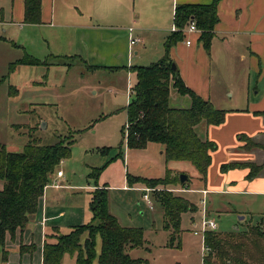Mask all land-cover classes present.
<instances>
[{
	"label": "rangeland",
	"instance_id": "obj_1",
	"mask_svg": "<svg viewBox=\"0 0 264 264\" xmlns=\"http://www.w3.org/2000/svg\"><path fill=\"white\" fill-rule=\"evenodd\" d=\"M13 4L14 0H0V36L24 45L26 51L34 57L42 60L48 58L51 50L42 43L40 36L43 32L39 28L19 27L10 23V19L15 20L10 16L9 9ZM140 16L143 18L142 13ZM172 24L170 17L159 26L163 28L159 31L143 26L140 32L144 43L134 46L139 55L132 54L134 57L130 59L129 64L148 65L161 58L163 52L160 50L159 41L170 33ZM11 44L0 41V144L8 151L20 152L32 139L39 140L43 145L56 143L60 139L74 140L69 157L62 159L56 166L49 186H55L61 181L60 192H65V196L76 192L75 201L80 203L81 209L86 208L79 224L91 222L90 193L96 185H104L108 189L109 211L118 223L123 227L142 229L144 244L128 249L131 257L141 258V264H202L205 252L204 233L193 232L201 230L202 211L217 223L214 231L222 233L246 229L248 225L257 224L264 217V206H241L240 209L247 211L244 219H239L242 215L232 211L220 210L225 198L215 193L204 194L196 168L187 161L166 160L164 153L160 152L162 144L151 143L145 149L127 147L125 106L131 100V88L136 82L134 71L133 77H130V73L122 69L89 70L84 63L74 62L69 71L61 65H49L50 68L42 64L28 66L27 68L33 69L31 77H28L29 73L18 69L19 67L9 70V63L22 55L21 50ZM175 53L177 59L184 56L178 48ZM126 64L127 56L121 51L118 57L108 56L107 62H101L99 65L121 67ZM249 76V93L253 95L256 73L250 72ZM27 79L39 83H28ZM211 81V86L218 91L215 96L220 100V106H226L229 98L228 94H224V79L218 76L215 68ZM232 82L236 88L237 80L233 79ZM259 86L260 84L258 88ZM169 93V104L172 107L182 106L189 100V96L180 95L175 88L170 87ZM234 93L235 96L239 94L236 91ZM32 102L38 104H31ZM204 124L202 121L196 127L199 137H205ZM99 167L102 170L99 176L94 178L91 175L92 170ZM167 169L171 170L172 178H178L180 174L188 176L189 180L185 185L178 183L167 187H173L175 194L189 199L197 206L195 212L182 213L179 238L175 239L173 246L169 245L170 232L163 228L161 207L152 199L156 190L163 187H146L141 184L148 189L146 194L151 204L143 198L144 189L129 187L128 184V187H122L127 174L159 178L165 175ZM59 170L64 173L62 178L57 177ZM203 200L204 206L201 204ZM69 230L68 226L62 227L59 234L68 233ZM85 237L83 235L81 241ZM34 242L39 247L38 237H35ZM95 249L98 255L99 236L96 238ZM40 257L39 248L31 254H19L17 248L14 249L10 245L7 262H2L0 247V264H42ZM75 259V255L65 253L61 264H74ZM96 261L97 256L94 264Z\"/></svg>",
	"mask_w": 264,
	"mask_h": 264
},
{
	"label": "crops",
	"instance_id": "obj_2",
	"mask_svg": "<svg viewBox=\"0 0 264 264\" xmlns=\"http://www.w3.org/2000/svg\"><path fill=\"white\" fill-rule=\"evenodd\" d=\"M211 2L212 0H41L40 22L26 23L23 21V0H14L9 9L10 16L15 20L10 19V23L19 27L39 28L43 32L40 36L42 43L51 50L50 58L42 60L34 57L26 51L24 45H19L2 35L0 41L12 43L14 48L22 52L19 58L9 63V70L12 62L24 56L40 61L39 64H18L13 68L24 69L25 73H29L28 77H31L30 73L33 71L27 68L28 66L61 65L69 71L74 62L84 63L89 70L122 69L133 77L129 69L132 65L129 62L134 57L132 54L139 55L134 46L144 43L140 32L143 26L159 31L163 29L159 26L170 17L173 20L176 4ZM141 13L143 18L140 16ZM217 14L219 21L214 26V36L208 52L198 41L199 34L190 33L187 36L191 39V44L186 45L184 40L178 42L171 48L170 57L172 60L175 58L178 75L189 88L208 99L216 108L221 107L227 111L221 124H204V135L216 144V149L210 152L211 162L206 180L202 182L200 176L198 179L203 184L201 190L205 191L204 194L215 193L225 198L220 210L232 211L243 216L239 219H244L247 211L240 209L241 206L248 208L264 206V167L254 178L247 179L248 168L232 167L221 171L220 166L232 162L252 161L256 164L264 162V0H220L217 4ZM173 26L172 24L170 32ZM130 36L140 38L141 41L131 45ZM167 36L159 41L163 53V43ZM176 48L183 53V58L177 59ZM121 51L127 56L126 65L121 67L99 65L101 62H107L108 56L118 57ZM214 68L218 76L224 79V94H228L229 98L226 106H220V100L215 96L218 91L211 86ZM250 72L256 73L253 95L249 93ZM233 79L237 80L236 88L233 87ZM27 82L39 83L33 79H27ZM235 91L239 93L236 96ZM188 99L182 106L173 107H189L190 98ZM241 134L252 138L259 146L245 148V139L238 137ZM151 143L153 142L147 146ZM160 148L162 149L160 152L163 153V147ZM53 174L39 198L37 210L29 216L24 230L21 232L17 230L13 240L9 235L6 236L5 247L8 250V257L10 245L18 250L20 242L34 243L36 249L39 248L42 262L44 241L54 242L55 237H50L51 234H58L62 227L68 226L71 229L72 226L79 225L81 222L79 220L85 215L86 208L81 209L80 203L75 201L76 192H70L65 196V192H60L61 181L57 186H49ZM63 176L64 173L60 178ZM3 183L0 179V189ZM132 186L144 189L142 195L146 193V188L140 183ZM122 187H128L126 181ZM260 221L264 224V217ZM35 237L39 239V247L34 242Z\"/></svg>",
	"mask_w": 264,
	"mask_h": 264
},
{
	"label": "trees",
	"instance_id": "obj_3",
	"mask_svg": "<svg viewBox=\"0 0 264 264\" xmlns=\"http://www.w3.org/2000/svg\"><path fill=\"white\" fill-rule=\"evenodd\" d=\"M178 3L174 8L173 25L176 27L163 43L164 53L161 59L148 65L129 67L136 74V82L131 88L130 102L125 106L127 113L126 144L128 148L143 149L148 143L163 145L166 160L187 161L199 173L202 182L206 180L207 169L211 162L210 152L216 144L206 136L199 137L196 127L202 121L206 125L221 124L226 110L216 108L208 99L201 97L189 88L180 75L171 70L174 62L170 50L183 41L186 34L183 28L194 21L200 29L198 41L208 52L214 36V26L219 21L217 4ZM23 21L38 23L41 20V0H23ZM40 61L24 56L10 64L12 70L18 64H39ZM173 87L181 95L190 98L187 108H175L169 105V90ZM264 113V112H263ZM245 139V148L259 146L252 138L239 135ZM74 140L60 139L53 144L43 145L37 139L29 140L20 152L8 151L0 144V247L1 261L7 262L8 250L5 247L6 236L14 239L17 230L23 231L29 216L38 207L39 198L50 176L62 159L70 155ZM232 167L248 168L247 179H252L264 167V162L252 161L222 164L221 171ZM102 168H93L91 175L99 176ZM171 170L159 178H144L126 175L128 186L135 183L146 187L162 186L152 196L159 203L163 213V228L170 233L169 245L173 246L179 238L181 215L184 212H195L197 206L187 198L175 194L168 185H185L179 177L172 178ZM89 209L91 222L72 226L68 233L51 234L54 242L44 241L42 246V264H61L65 253L75 255L74 264H141V258H133L127 252L144 244L141 228L121 226L110 213L108 207V189L106 186L95 187L90 193ZM54 235V236H52ZM85 239L81 241L82 236ZM100 238V250L96 255V238ZM49 237V236H48ZM203 245L205 252L202 264H264V224L259 222L248 225L246 229L229 232H204ZM34 243L18 245L19 254L33 253Z\"/></svg>",
	"mask_w": 264,
	"mask_h": 264
},
{
	"label": "built area",
	"instance_id": "obj_4",
	"mask_svg": "<svg viewBox=\"0 0 264 264\" xmlns=\"http://www.w3.org/2000/svg\"><path fill=\"white\" fill-rule=\"evenodd\" d=\"M176 27L173 26L172 27V30H175ZM131 30V29H130ZM183 32L186 34V37L184 39V42L186 45H190L191 44V39L187 36V34H190V33H200V29L197 28V26L195 25L194 21H190L184 28H183ZM140 38H137V37H132L130 36V44L133 45L137 42H140ZM126 127H127V124H126ZM127 131V130H126ZM126 135H127V132H126ZM62 176V171H57V177H61ZM57 186V185H55ZM146 191L148 189H145ZM205 193V191H203ZM143 198L145 200H147V202H151L150 199L148 198V195L145 193L143 194ZM204 200L202 201V206H204ZM217 228V223L215 222V220L213 218H210L207 216V213L205 211H202V221H201V230L197 231H193L194 234H200V233H204L206 230H215ZM204 251H205V248H204Z\"/></svg>",
	"mask_w": 264,
	"mask_h": 264
},
{
	"label": "water",
	"instance_id": "obj_5",
	"mask_svg": "<svg viewBox=\"0 0 264 264\" xmlns=\"http://www.w3.org/2000/svg\"><path fill=\"white\" fill-rule=\"evenodd\" d=\"M171 70L172 72L177 75L178 74V70H177V66L174 62H172L171 64ZM188 180V176L186 174H180L179 176V181L181 184H183L184 182H186ZM240 218H243V216H241Z\"/></svg>",
	"mask_w": 264,
	"mask_h": 264
}]
</instances>
